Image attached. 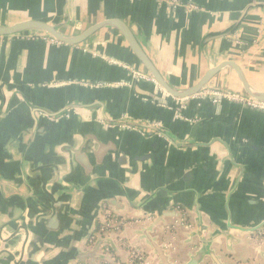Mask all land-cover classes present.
Masks as SVG:
<instances>
[{
    "label": "crops",
    "instance_id": "obj_1",
    "mask_svg": "<svg viewBox=\"0 0 264 264\" xmlns=\"http://www.w3.org/2000/svg\"><path fill=\"white\" fill-rule=\"evenodd\" d=\"M178 1L197 10L164 0H0V26L64 23L60 32L77 36L120 20L171 87L190 88L232 61L264 92V0ZM251 4L263 6L234 35L203 44ZM132 70L145 73L114 28L76 46L0 37V264H160L146 236L175 264L199 252L203 264H264V114L199 95L177 101L139 81L174 110L138 96ZM207 88L243 92L229 68ZM102 240L98 259L79 260Z\"/></svg>",
    "mask_w": 264,
    "mask_h": 264
},
{
    "label": "water",
    "instance_id": "obj_2",
    "mask_svg": "<svg viewBox=\"0 0 264 264\" xmlns=\"http://www.w3.org/2000/svg\"><path fill=\"white\" fill-rule=\"evenodd\" d=\"M263 6L261 4H251L248 6L244 11L242 12L240 18L238 21L228 28L225 32H222L221 34H216L212 36H208L204 38L203 44L207 43L211 39L219 38V37H231L234 35L239 29L243 22V19L246 15V13L255 7ZM62 24H50L46 21H40V20H26L22 22H18L9 26H0V37H6V36H14V35H21L26 33H40L44 34L50 38L55 39L61 44L76 46L79 44H82L85 42L88 38H90L94 33H96L98 30L110 27L117 30L126 41L128 47L130 48L131 52L135 56V58L138 60V62L144 67L145 73L151 75L158 85L169 95L170 98L178 99L179 101H183L185 99H188L190 97L197 96L202 90L206 89L207 84L210 82L211 79H213L220 71H222L225 68H229L233 70V72L236 74L241 87L243 89V92L253 99L264 102V92L253 90L248 82L246 81L243 71L238 64L232 61H225L219 64L218 66L210 69L207 71L204 76L197 82L194 86L184 89V90H178L173 87H171L166 80L160 75L158 70L154 67L148 56L145 54L139 43L137 42L135 36L133 35L132 31L129 29V27L121 22L120 20H108L105 22H101L98 24H95L94 26H91L81 34L77 36H66L60 32V28L63 25ZM136 83L134 86L135 93L140 96L143 99L151 100L155 103L165 105L171 109L178 110V106L171 102L170 100L166 98H162L161 96L153 93L148 92L146 90H142V88L139 87V80L135 79ZM132 127H135L133 125H130ZM109 205L114 206L116 208L117 204L115 201L108 200ZM146 240L153 250L154 254L158 258V261L160 264H172L169 261V257L165 254L163 247L159 246L154 240L150 239L146 236ZM98 241L95 243L93 249L89 252H85L84 254L79 255V260H82L83 258H88L91 261H93L95 258L98 259L100 256L96 254L97 250L99 249L100 245H102L104 242ZM206 256L203 253H200L197 256L191 257L189 262L185 264H200L204 260ZM216 264H219L216 261Z\"/></svg>",
    "mask_w": 264,
    "mask_h": 264
},
{
    "label": "built area",
    "instance_id": "obj_3",
    "mask_svg": "<svg viewBox=\"0 0 264 264\" xmlns=\"http://www.w3.org/2000/svg\"><path fill=\"white\" fill-rule=\"evenodd\" d=\"M166 1L173 9L176 8H184L188 11H195L197 10V7L192 4H183L179 2L178 0H164ZM34 37H43L45 39H48L53 44H61L58 41H56L53 38H50L44 34L40 33H33ZM133 77L139 81L150 83L154 86V88L162 95V96H169L156 82V80L149 74L144 72H137L132 70ZM201 97H208L213 103H217L220 100H226L228 102L236 103L239 105H243L249 109H252L254 111H257L259 113L264 114V102H259L249 95L245 94L244 92H231L226 90H212L209 88H206L202 90L199 94ZM177 101H179L177 99ZM116 229V223L115 222H107L105 225L100 229L101 235L110 233L111 231H114ZM104 252H108V248H103ZM131 259L136 262H142L143 261V255L138 252H132L131 253Z\"/></svg>",
    "mask_w": 264,
    "mask_h": 264
},
{
    "label": "flooded vegetation",
    "instance_id": "obj_4",
    "mask_svg": "<svg viewBox=\"0 0 264 264\" xmlns=\"http://www.w3.org/2000/svg\"><path fill=\"white\" fill-rule=\"evenodd\" d=\"M207 88V87H206ZM109 251V250H108ZM106 253H108V252H106ZM197 256V255H196ZM194 257V256H193ZM130 258H131V255H130ZM169 261L172 263V264H175L173 261H172V259L170 258L169 259ZM189 262V261H188ZM187 263V262H186ZM183 264H185V263H183ZM200 264H203V263H200Z\"/></svg>",
    "mask_w": 264,
    "mask_h": 264
}]
</instances>
